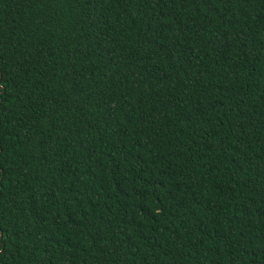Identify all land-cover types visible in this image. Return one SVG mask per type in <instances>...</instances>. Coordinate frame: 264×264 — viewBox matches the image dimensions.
<instances>
[{"label": "trees", "instance_id": "trees-1", "mask_svg": "<svg viewBox=\"0 0 264 264\" xmlns=\"http://www.w3.org/2000/svg\"><path fill=\"white\" fill-rule=\"evenodd\" d=\"M0 264H264V0H0Z\"/></svg>", "mask_w": 264, "mask_h": 264}]
</instances>
